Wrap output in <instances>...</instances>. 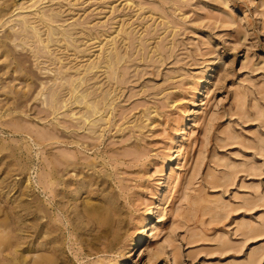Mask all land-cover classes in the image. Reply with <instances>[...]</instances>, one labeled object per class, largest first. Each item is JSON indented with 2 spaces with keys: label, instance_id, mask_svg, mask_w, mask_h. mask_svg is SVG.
<instances>
[{
  "label": "rangeland",
  "instance_id": "374dc122",
  "mask_svg": "<svg viewBox=\"0 0 264 264\" xmlns=\"http://www.w3.org/2000/svg\"><path fill=\"white\" fill-rule=\"evenodd\" d=\"M15 1L14 7L23 0ZM130 1L39 2L59 14L60 28L84 26L86 32L100 34L123 23L132 33L127 39L117 37L127 56L118 65L123 81L112 87L118 86L112 90L117 97L104 112L109 122L97 126L99 137H86L88 129H66L65 108L58 116L41 112L43 96L22 98L23 112L7 109L17 102V94L9 90H26L29 77L37 84L35 96L41 82L53 83L55 72L50 61L36 60L18 40L3 39L9 56L0 51V218L7 223L13 212L24 215L34 197L39 215L48 211L58 218V260L66 264L97 259L103 264H264V0ZM18 12L9 11L3 18L10 16L11 22L5 25L0 20V38L17 22ZM72 31L75 44L87 47L97 41V46L87 48L83 58L60 46L64 52L51 56L82 68L102 48L94 39H83L81 45L83 34ZM106 36L101 35L103 43ZM7 61L19 63L27 76L4 73ZM102 71L95 86L104 81L107 86ZM27 124L38 131H30ZM53 127L67 135L42 142L39 133ZM70 136L76 142H69ZM60 151L75 153L73 159L80 164L97 162L94 171L62 164L63 178L73 179L84 170L98 175V182L106 180L103 191L75 193L71 209L79 207L83 196L99 205L104 195L114 194L123 221L121 240L112 251L86 256L89 248L78 242L72 223L54 203L59 197L41 185L47 155L56 164L52 154ZM25 190L32 195L26 197ZM93 221L90 225L84 220L79 233L106 230L113 225V215L105 210ZM144 227L141 243L132 245L131 238ZM32 239L23 235L18 240ZM33 257L36 254L28 255Z\"/></svg>",
  "mask_w": 264,
  "mask_h": 264
},
{
  "label": "bare ground",
  "instance_id": "6f19581e",
  "mask_svg": "<svg viewBox=\"0 0 264 264\" xmlns=\"http://www.w3.org/2000/svg\"><path fill=\"white\" fill-rule=\"evenodd\" d=\"M41 1L42 0H23L21 4L14 7L16 4L15 0H0V20H4L3 17L9 11L12 12L16 8L21 10V12L17 13V22L10 24L9 30H6L3 38H0L1 53L3 52L5 57L8 58L9 54L4 48L5 42L3 39L11 40L14 38V40H18L23 47H28L36 60L43 57V63L50 61V64L54 65V67L50 69L55 72L52 78L53 83H47L46 85V82H41L40 84L44 85L41 86L40 90L33 96V91L37 88L35 80H29V77H26L27 74L21 71V67L18 65L19 63H14V60L7 61L5 65L8 69L4 71V73H8L10 70L17 72L19 78L26 77L25 81L27 85L26 90L15 91L14 89H8L12 94H17V96L13 95L15 96L14 98H17V102H11L12 105L8 106L7 109L15 108L23 112V106L26 105H24L25 102H22V98L24 99L23 101H28L31 97L40 98L43 96V98L41 97V102L43 103L40 109L41 112H47L48 115L58 116L59 109L65 108L66 110L62 115L63 118L67 119L69 122V124L65 126L66 129L69 127H75V129H88V133L85 135L86 137H89V133L91 137L98 136L99 134H96V130H98L97 126L109 122V119L104 116L106 114L104 112H108L109 109L107 108H109V105H111L117 97V93L112 95V90H115L118 86L113 89L112 87L115 83L118 85L123 81L122 75L118 70V65L127 56H125L126 51L122 52V50L125 49H123V44H118L117 37L120 36L122 39H127L132 36V33L124 28L123 23H120L118 27H115L114 30L110 32L106 31L107 33L101 32L100 34H95L92 30L86 32L84 26H77V29L74 26L71 28H60V25L57 24L59 20H62L59 14H56L53 9L48 8L49 6H47V8H44V6L41 7L39 4ZM129 1L130 0H125V2ZM9 18L10 16H7L4 22L2 21V25L11 22ZM14 25H16L17 28H13ZM110 25H112V23H110ZM73 29L77 30V34H83V38L80 39L81 45H85L83 39H85L86 42L94 39L98 40V45H101L102 48L101 52H99L95 58H92L90 62L82 64V68H80L81 66L79 64L68 65L69 62H64L60 57L51 56L53 52H64L66 48L75 50L76 56L81 53L80 56L83 58L87 54V48L94 47V45L97 44L95 43L97 41L91 42L87 47H80L75 44L76 37L74 35L75 32L72 31ZM97 32H100V30ZM102 34L108 37L107 39L105 37L106 40L104 43L101 40ZM58 46L64 49L61 50ZM45 66H49V64ZM101 69H103L102 72L107 78V86H105V81L102 82L101 85L95 86L96 83L100 82L97 73L101 71ZM29 70L31 71V76H34V72H32L31 69ZM35 77L38 78L39 76L35 74ZM90 80L93 81L90 82ZM102 85H104L105 88H103ZM0 88H4L1 76ZM8 90H4L2 93H8ZM2 108L4 109V107ZM76 109L77 111H75ZM8 114L11 113L8 112ZM41 115L42 114L37 115V117L42 118ZM57 120L58 123H61L59 118H57ZM13 124L17 128L25 127L24 123H22V126H20V123L18 125L16 123ZM28 126L29 127L26 128L30 131H38L37 128H34L35 126ZM43 131L39 133V136L43 139L41 140L42 142L58 140L62 135H67L64 133L60 134L54 127L49 128V130L47 129L45 132ZM70 140L72 141L69 142H76L73 141L72 136H70ZM87 144L89 145V143ZM63 152L61 153L60 151L58 154H52V157L55 158L54 160L57 161L56 164L50 158L51 156L47 155L46 166L48 169L43 177L45 180L40 181L41 185L48 189V191L53 194V197H59L54 203L55 205L57 204V208L65 214L67 220L72 223V230L77 232L76 239L78 242L85 246V248H89L85 253L86 256L100 251H112L119 244L122 237L120 230L123 220L121 218V209L116 203V198L115 200L113 199V197H115L114 194L113 196L109 194L104 195L103 197L106 198L101 199L102 202L96 205L91 202L89 196H83L80 200L79 207L75 205L71 209V202L76 201L75 193L79 194L83 190L92 192L94 189L103 191L105 189H101V184L104 185L103 182H106V180L103 178V182H98V175L95 176L90 173V171L85 172L84 170H80L78 174L76 173L77 175H75L73 179L63 178V174H61L59 170V166L62 164H64L66 168H77L81 165L80 167H88L93 170L97 163L94 162L95 159L87 161L88 159L86 158L87 160L85 163L81 162L80 164V161L73 159V157L76 156L75 153L68 155L70 152ZM95 173H97V171ZM104 176H106V174ZM106 178L108 179L107 176ZM26 182L27 184L25 187H28V185L30 186L29 178ZM25 191L26 197L31 196L33 193L29 192L30 190ZM31 198L32 199L29 200L25 208L26 213L24 215L19 213V211L13 212L12 216H10L12 222L9 221L7 223H5V219L0 218V264H66L65 261L58 260L62 249V242L58 235L60 232V225L57 223L58 218L55 219L53 214L48 211L45 214L39 215L37 211L40 210H37L32 204V202L35 201H33L34 197L31 196ZM52 207L53 202H50L47 209L50 210ZM105 210L113 215V225L98 233L90 231L85 234L79 233V229L85 228V226L81 225L84 220L91 225L94 223L93 220L98 219ZM148 215H151V211H149ZM35 220L37 222L39 220V223ZM7 227L10 229V236L8 237V242L5 243L3 238L4 235L7 234ZM145 227L140 231V235L131 238L132 245L136 246L141 243V234L145 232ZM86 229L92 230L90 228ZM23 235L31 236L33 239L26 243L24 241L20 242L18 239ZM91 250H93V252H91ZM33 254H36V257H33V260L28 259V255L32 256ZM91 263L103 264L100 259L93 260Z\"/></svg>",
  "mask_w": 264,
  "mask_h": 264
}]
</instances>
